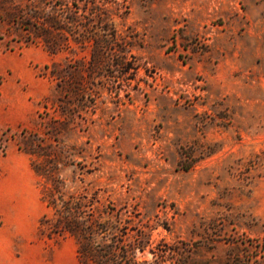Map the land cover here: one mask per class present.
I'll list each match as a JSON object with an SVG mask.
<instances>
[{
	"label": "rangeland",
	"instance_id": "obj_1",
	"mask_svg": "<svg viewBox=\"0 0 264 264\" xmlns=\"http://www.w3.org/2000/svg\"><path fill=\"white\" fill-rule=\"evenodd\" d=\"M54 1L0 0V264H81L40 225L52 178L112 208L140 262L264 264V0H96L132 68L84 81L93 108L68 84V117L44 66L90 48L21 27Z\"/></svg>",
	"mask_w": 264,
	"mask_h": 264
},
{
	"label": "trees",
	"instance_id": "obj_2",
	"mask_svg": "<svg viewBox=\"0 0 264 264\" xmlns=\"http://www.w3.org/2000/svg\"><path fill=\"white\" fill-rule=\"evenodd\" d=\"M86 1L91 4L89 8L86 4L80 7L77 0H55L49 3L48 12L37 13L21 24L31 37L27 41L40 42L51 55L61 54L66 49L75 55L76 47L72 43L90 48L86 62L83 58H73L72 62L54 60L44 66L54 81L53 97L45 99H51L52 105L64 117L71 111L63 99L68 84L74 94L73 102L69 104L93 108L94 99L83 100L85 91H95L93 86L105 76L107 66L114 64L121 76L132 68L127 60L130 49L118 36L106 9L96 4V0ZM82 69L85 77L81 74ZM84 81L88 84L87 90ZM91 92H88L89 96ZM44 200L49 213L41 217V227L48 236H72L81 264H161L157 260H137L136 248L142 250L144 244L140 242L136 246L126 242L120 233L123 227L112 219V208L104 206L98 198L87 199L80 193H66L61 181L52 178ZM95 202L99 206H95Z\"/></svg>",
	"mask_w": 264,
	"mask_h": 264
}]
</instances>
